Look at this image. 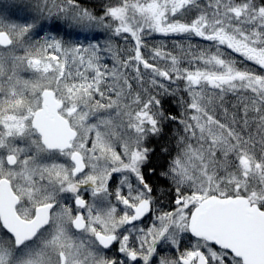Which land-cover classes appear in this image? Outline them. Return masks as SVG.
Listing matches in <instances>:
<instances>
[{"label":"snow or ice","instance_id":"obj_1","mask_svg":"<svg viewBox=\"0 0 264 264\" xmlns=\"http://www.w3.org/2000/svg\"><path fill=\"white\" fill-rule=\"evenodd\" d=\"M0 264H264V0H0Z\"/></svg>","mask_w":264,"mask_h":264}]
</instances>
